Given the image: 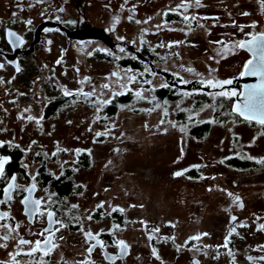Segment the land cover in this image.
<instances>
[{"label":"flooded vegetation","instance_id":"1","mask_svg":"<svg viewBox=\"0 0 264 264\" xmlns=\"http://www.w3.org/2000/svg\"><path fill=\"white\" fill-rule=\"evenodd\" d=\"M253 23L255 27H251ZM10 32L15 35L10 36ZM260 32H264V0H200L199 6L196 0H0V157L8 158L0 176V200H5L0 204V213L7 212L8 218L0 224L15 229L9 234L8 229L0 227V236L11 237L0 240V244L13 243V254L20 253L15 256L16 264H118L126 258L133 263V246L123 240L127 249L122 250L117 243L121 239L111 229L92 231L78 227L70 221V214L62 220L56 204L75 190L77 181L72 175L80 167H45L46 158H42L56 150L54 142L47 140L51 134L47 122L60 111L74 107L73 104H80L83 99L85 102L89 76L115 77L116 88L123 91L97 110L100 125L103 114L116 115L118 98L131 100L133 91H145L143 102L149 111L168 104L178 106L182 98L198 108L205 103L199 100L208 98L210 93L238 92L241 88L238 79L250 52L236 45ZM215 57L216 61L220 60L218 66L222 70L229 69L226 72L231 74L226 80H232V84L216 88L207 85L211 79L204 77L207 75L199 71L196 61L205 58V65L215 69L209 63ZM65 91L72 94L65 95ZM232 100L233 96H228L220 102L225 118L233 117L239 123L249 121L231 111ZM90 102L97 108L99 101ZM180 110L183 109L178 108L171 118L196 117ZM29 116L33 119L29 120ZM166 119L170 117L166 115ZM259 126L263 133L264 125ZM73 154L78 157V163L86 161V149L74 148ZM27 157H32L33 163ZM235 158L254 167L264 160L263 156ZM13 176L18 187L11 191V200H7L4 189L13 183ZM32 184L36 187L31 199L41 201L35 215L26 214V206L21 203L29 196L25 189ZM63 184L69 188L60 192L58 187ZM233 197L237 209L242 211L245 208L242 196H238L239 200ZM48 211L54 214L51 234L41 236L39 233L50 227ZM112 213L110 217L121 222V215ZM242 216L256 221L253 231L261 238L255 243H245V248L253 249V253H245L243 263L264 264L261 259L264 211L244 212ZM75 231L81 234V243L69 244L64 251L75 256L63 254L61 259L54 260V252L61 247L62 240ZM89 231L96 239L86 240L85 233ZM188 236L191 237L185 239V244L175 243V237L169 236L168 241L174 243L166 245L170 250L165 252L172 255L174 264H178L177 257L183 251L192 252L189 264H202L201 256L196 254L200 245L192 239L196 235ZM248 236L240 233L239 240L245 242ZM46 237L56 245L48 246L51 250L47 255L43 244L32 255L27 253L33 245L18 244L20 238L34 242ZM17 247H21L20 251ZM208 250L204 245L198 252L205 255ZM7 264H13L12 256Z\"/></svg>","mask_w":264,"mask_h":264},{"label":"rangeland","instance_id":"2","mask_svg":"<svg viewBox=\"0 0 264 264\" xmlns=\"http://www.w3.org/2000/svg\"><path fill=\"white\" fill-rule=\"evenodd\" d=\"M216 57L209 60L215 69L205 65V58L196 61L199 71L207 75L204 77L214 82L231 74L218 66ZM115 83L110 75L89 76L86 88L91 95L85 102L73 104L47 122L51 133L47 140L54 142L56 150L55 155L42 157L46 158L45 167H80L72 175L77 181L75 190L56 204L62 220L70 214V221L78 227L111 229L117 239L130 243L133 263L126 258L118 264H174L172 255L165 252L170 250L166 245L174 243L168 241L169 236L175 237V243L185 244L190 234L200 237L194 243L200 245L196 254L202 264H244V254L253 253L245 243L261 238L253 231L256 221L242 213L264 211V163L243 166L235 157H264L260 124L225 118L220 102L228 96L217 93H210L198 108L182 98L178 106L168 104L149 111L143 102L145 91H133L130 101L118 105L115 116L103 114L100 125L97 110L123 92ZM90 101H99L97 108ZM178 108L196 117L172 119ZM204 122V133L191 132L193 126ZM74 148L86 149L84 163H78ZM26 159L33 163L32 157ZM176 172L183 174L175 176ZM233 196L235 200L242 196V211ZM112 212L121 215V222L110 217ZM231 232L234 237L229 236ZM240 233L249 235L245 242L239 240ZM80 235L75 231L66 236L53 259L74 255L64 251L69 244L81 243ZM12 245L0 248L2 264L14 253ZM204 245L209 247L205 255L198 252ZM188 252L183 251L176 263L189 264L192 252Z\"/></svg>","mask_w":264,"mask_h":264},{"label":"snow or ice","instance_id":"3","mask_svg":"<svg viewBox=\"0 0 264 264\" xmlns=\"http://www.w3.org/2000/svg\"><path fill=\"white\" fill-rule=\"evenodd\" d=\"M196 5L199 6L200 5V0H196ZM61 11H63V9H60ZM243 15H248V13H243ZM129 19H131V17H129ZM185 20L188 19L187 16L184 17ZM193 19H195V17H193ZM137 23H140V21H136ZM28 23H31V21H28ZM241 30H243V26H240ZM251 27H255V23H253L251 25ZM10 36H14L15 33H9ZM17 39H19V37H17ZM239 48H247V50L249 52H251L254 56V59H250L248 60L245 64H244V71L241 72V76L244 75H254V76H259L260 80L259 83L255 84V85H251L249 87L246 88L245 93H242V95H244L245 100L243 105H237L234 106L233 111L238 113L241 116H244L245 119L248 120H253L255 119L259 124L264 125V32H260L256 35H253L251 40H241L238 42V44L236 45ZM121 51H123V49H121ZM57 63H60V61L58 60ZM20 69L17 68V71H19ZM189 71H191V69H189ZM113 75H115V73H113ZM134 79V78H133ZM207 85L213 88L216 87H220L222 85H229L232 84V80H223V81H213V80H208ZM104 87H108V85H104ZM65 95H71L72 93L65 91L64 93ZM87 95H91L90 93H86ZM218 96H236L237 93L235 91H230V92H224L221 91L219 93H217ZM29 120H32L33 117L29 116L28 117ZM97 135H101L100 133H97ZM79 151V150H77ZM53 155H55V153H53ZM8 162V158L7 157H0V176L3 175L4 173V165ZM261 163H264V160L260 161ZM182 172H176L174 173L175 176H180L182 175ZM13 183H9L7 185V187L4 189V194L7 198V200H11V191L18 187L17 185H15L14 181L16 179L15 176H13L12 178ZM33 179H35V177H33ZM35 184H32L29 188L25 189L26 191H28L29 196L25 197L24 200L21 201V203L25 204L26 206V214L29 215H35L37 213V210L39 209L40 205H41V201L40 200H32L31 199V193L35 190ZM231 195V194H229ZM5 203V200H0V204ZM102 205H98V207H101ZM73 208L77 207L76 205L72 206ZM115 211V209H113ZM122 211V210H121ZM41 215H43V213H40ZM53 212L48 211L47 212V217H48V223H49V228H45L43 230V232L39 233V235L43 236L44 233H50L51 234V225L53 224ZM8 218V213L4 212V213H0V221L4 220ZM92 217L89 216L88 219H91ZM233 220H235V217H232ZM56 223H59L58 221ZM0 227L6 228L8 229L9 234L11 232H13L15 229L11 228L9 225L7 224H0ZM17 228L19 227V225L16 226ZM61 227H63V225H61ZM261 228H264V225H261ZM57 231H59V229H57ZM234 231V229L232 230ZM231 234V233H230ZM204 235H207V233H205ZM85 237L86 240L87 239H96L95 236H93V234L89 231L85 233ZM11 237L10 235H4V236H0V240H9ZM199 236L193 237L192 239H199ZM226 239V243H225V247H227V237ZM118 246L122 249V250H126L127 249V245L125 244V242L123 240H120L117 242ZM18 244L19 245H33L30 248V251L27 253L28 255H32L38 251L41 250V245L43 244L44 247V254L47 255L49 253V251L51 250L48 246L51 245V248L56 247V245L51 244V240L50 238L46 237L43 241L42 240H36L34 242L32 241H28L25 240L23 238H20L18 240ZM97 244H101L102 242H100L99 240H97ZM0 247H7L6 244H0ZM95 247V245H93L92 247H90L88 249L89 253H91L92 249ZM20 253H10L9 255L13 257V264H16L15 262V256L19 255ZM156 254V250L153 249V255ZM109 259H114L113 257H109ZM252 258L249 257V260H251ZM261 259H264V257H261ZM0 264H2V262H0Z\"/></svg>","mask_w":264,"mask_h":264},{"label":"water","instance_id":"4","mask_svg":"<svg viewBox=\"0 0 264 264\" xmlns=\"http://www.w3.org/2000/svg\"><path fill=\"white\" fill-rule=\"evenodd\" d=\"M250 59H254V56H253V54L251 52H250V58H249V60ZM243 71H244V67H243L242 72ZM259 80H260V77L259 76H254V75H244V76H241L240 75V78L238 79V82L241 83V88H239L238 92H236L237 95L236 96H233V100H232L231 107H230L231 111L233 113L237 114L240 118L245 119L244 116H241L238 113L234 112L233 111V108H234V106H237V105H243L244 100H245V97H244V95H242V93H245L247 87L259 83ZM246 120H248V119H246ZM249 121L257 122L255 119L249 120ZM232 217H234V216H232ZM47 221H48V217H47Z\"/></svg>","mask_w":264,"mask_h":264},{"label":"trees","instance_id":"5","mask_svg":"<svg viewBox=\"0 0 264 264\" xmlns=\"http://www.w3.org/2000/svg\"><path fill=\"white\" fill-rule=\"evenodd\" d=\"M129 99H127V97H124V96H121V97H119L118 98V102H119V105L120 104H124V103H126L127 101H128ZM205 102L206 101V99H200L199 100V102ZM226 112L228 113V114H230L231 112H230V110H229V108L228 107H226ZM182 111H184V110H180L179 112H181L182 113ZM179 120V119H178ZM206 123H202V124H200V125H197V126H193V128L191 129V132H195L196 134H198V135H201L200 133H204L205 132V130H206V125H205ZM87 160V159H86ZM236 160H238V159H236ZM243 166H247V164H244ZM69 188V185L68 184H63V185H59V187H58V189H59V191L60 192H65V191H67V189ZM232 237H234V234L233 235H231Z\"/></svg>","mask_w":264,"mask_h":264},{"label":"bare ground","instance_id":"6","mask_svg":"<svg viewBox=\"0 0 264 264\" xmlns=\"http://www.w3.org/2000/svg\"><path fill=\"white\" fill-rule=\"evenodd\" d=\"M258 123V122H257Z\"/></svg>","mask_w":264,"mask_h":264}]
</instances>
